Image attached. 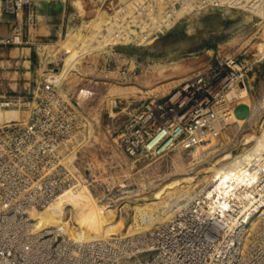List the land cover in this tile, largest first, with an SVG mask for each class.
Listing matches in <instances>:
<instances>
[{"label": "rangeland", "instance_id": "obj_1", "mask_svg": "<svg viewBox=\"0 0 264 264\" xmlns=\"http://www.w3.org/2000/svg\"><path fill=\"white\" fill-rule=\"evenodd\" d=\"M82 1L83 8L76 0H27L23 13L12 16L13 28L23 38L17 36L9 43H1L0 38V124L36 121L40 173L58 172L65 183L64 190L45 196L44 206L35 209L43 215L59 213V222L43 227V216L34 217L40 228L55 230L64 225L68 234L78 233L76 212L87 208L90 215H105L108 205L122 201V190L127 189L131 205L108 214L98 236L118 230L129 233L131 217L125 227H111L132 213V206L159 199L158 194H165L162 186L175 179L198 183L246 146V133L258 130L254 115L264 97V31L254 16L246 18L249 12L218 6L215 0L205 4L203 0H142V8L123 15L125 11L106 8L99 0ZM97 6L102 7L100 13ZM94 13L101 23L111 16L118 18L115 30L129 28V38L116 42L115 34L110 36L103 28L90 40L99 28L92 23L80 44L69 47L82 21ZM165 18L173 19L169 28L167 21L154 26V21ZM146 23L148 27H143ZM103 34L108 43L100 47ZM25 46L33 51L21 52ZM232 55H239L250 67L248 93L230 107L220 106V119L209 126L211 131L202 142L181 150L179 139L162 148L167 137L152 129L148 105L168 96L213 60ZM65 64L67 71L60 82L55 81ZM230 115L234 116L227 119ZM137 191L141 194L134 195ZM176 209L164 220L178 213ZM95 226L99 229V224Z\"/></svg>", "mask_w": 264, "mask_h": 264}, {"label": "built area", "instance_id": "obj_2", "mask_svg": "<svg viewBox=\"0 0 264 264\" xmlns=\"http://www.w3.org/2000/svg\"><path fill=\"white\" fill-rule=\"evenodd\" d=\"M99 1L125 11L122 15L143 5L142 0ZM215 1L249 12L264 31V0ZM26 4L0 0V23H12V16L19 17ZM15 40L6 36L1 43ZM250 77V67L239 55L218 58L148 105L152 129L167 137L162 148L180 140L187 146L202 142L204 129L219 121L220 106L230 107L248 93ZM38 131L34 120L0 124V264H264V189L232 201L225 209L232 216L225 221L205 218L204 209L202 219L196 218L194 208L184 207L170 222L127 236L83 239L54 229L36 230L32 211L44 206L45 196L65 189L58 172L40 173ZM216 207L222 210L218 202ZM252 218L257 223L250 229Z\"/></svg>", "mask_w": 264, "mask_h": 264}, {"label": "bare ground", "instance_id": "obj_3", "mask_svg": "<svg viewBox=\"0 0 264 264\" xmlns=\"http://www.w3.org/2000/svg\"><path fill=\"white\" fill-rule=\"evenodd\" d=\"M76 1L80 5V7L83 8V4H84L83 1L82 0H76ZM204 1L205 0H203V2ZM207 3H209L208 0H207ZM197 4L198 6H200L203 3L200 2V5L199 3ZM216 4H218V6H221V7L227 6V4L224 3V1H217ZM101 9H102L101 6H97L96 8L97 13H100ZM97 13H94L96 14L95 16L90 15L88 16L87 19L85 18L82 21L81 25L77 28V33H75V35L72 37L70 41V46L67 45V47L68 46L71 48L77 47L80 44V42L83 40V38L86 36L88 31L91 29L90 28L88 30V27L92 23L95 25L99 24V28L94 34H90L91 36L90 40H92L97 34H99L103 28L107 29V32L110 33V36H111V33L112 35L115 34L112 40L115 39L116 42L118 41L117 39H120V38H122L120 40H123V38H129V34H130L129 28H125L126 29L125 31H123V29L119 30V32L117 31L118 29L115 30L116 28L115 26L120 21L118 18L116 17L112 18L111 16L101 23L97 21L98 20ZM246 18L251 19V14H246ZM164 21H167L166 23L167 26L165 27L169 28V26L173 24V19L165 18L159 22L158 20L154 21V24H155L154 26L159 27V25H161L162 22ZM123 26L125 27V25ZM142 26L148 27V23ZM106 39L107 38L105 37V34H103V36H100L98 45L100 47L104 46L107 42ZM46 58H49V57L46 56ZM66 71L67 69H66V64H65L64 70L59 71L53 77L55 81L60 82L61 76ZM83 92L87 93L88 91L86 89H82V93ZM233 116L234 115H230L227 117V119H230ZM254 116H255V121L257 122L259 128L255 132H249L245 134L246 140L243 144H246V146H243L242 150L239 153H237L234 157L228 159L225 162L224 161L221 162L223 158H220L221 161L220 160L219 161L221 162V164L217 168L209 171L207 174L200 177L198 180V183L195 182L196 184L195 183L182 184L181 180L175 179L171 181V183L168 184L167 186L165 187L162 186L163 190L162 189L161 190H162V193H165L164 195L158 194L157 197L159 199L157 200H154V199L152 201L145 200V202L143 203L135 204L134 206H132L134 210L132 213H129L127 216H121V220L111 227L114 230L123 228L125 227V222H127L128 218L131 217V224L128 227L129 233L128 231L127 233H123V232H119L118 230V231L106 233L102 236H98V233L101 232L100 225L103 224L108 214H111L115 211H119L120 209H123L125 206L129 207L131 205L130 195H127L129 190L127 189L122 190L123 196L120 198V200L123 199L122 201L120 202L117 201V203L114 204L113 206L110 204L108 205V207H111V208L110 209L107 208L108 213L105 215H103L100 212L90 215L89 214L90 212L88 213L85 212L87 211V208L81 209V213L76 212V214H74L73 217H74V221L76 222L77 228L79 229L80 232L68 234L64 229L65 228L64 225L60 227H56L55 230L62 234L70 235L71 237H74V238H83V239L109 237L114 234L127 236L130 234H135L137 232L148 231L149 229H152L155 226L165 224L166 222H170L176 214H174V216L171 217V219L168 221L166 220L169 219L171 215H169L167 219L164 220L165 215L169 213L171 209L172 210L176 209V207H177L176 210L178 211V213L184 207L194 208L195 209L194 214L196 215V218H199V219L200 218L202 219V210L204 209V212H206L204 215L205 218L214 217L218 219L221 218L224 221L228 220L232 216V213L230 211H225V209L233 206L232 201H235L238 199H246V197H250V195L255 193L256 191L258 190L260 191L264 189V185L261 183V181H263L264 179V97L261 99L260 104H259V109ZM210 131L211 130L209 127L205 128L204 134H208ZM186 142H187L186 140H183L182 142L179 143V147L181 150H184L187 147ZM201 150L202 149L197 150V155L199 153L201 154L200 152ZM172 186H174V188H171ZM140 194L141 193L137 191L134 195H140ZM203 197L205 198V203L202 202ZM217 202H218V206L222 208L221 211H219L218 208L216 207ZM117 204H120V205L116 206ZM74 207L76 206L71 207L70 210H74ZM32 215L33 217H36V218L43 216L42 219H40V222L43 223L42 225L43 227H46V226H56L57 222H59L57 220L60 214L50 213L48 215H43V213L39 214L36 211L32 213ZM107 219L109 218L107 217ZM256 223H257L256 218L254 219L252 218L251 225H248V227L250 229L254 228L256 226ZM66 224H69L68 220L66 221ZM96 224H99V229L97 228L98 226L97 227L95 226ZM35 229L41 231L45 228H40L39 222L36 221Z\"/></svg>", "mask_w": 264, "mask_h": 264}, {"label": "crops", "instance_id": "obj_4", "mask_svg": "<svg viewBox=\"0 0 264 264\" xmlns=\"http://www.w3.org/2000/svg\"><path fill=\"white\" fill-rule=\"evenodd\" d=\"M6 36H13V37H15L16 39H17V36L18 37H22L23 38V36H20L19 35V33L16 31V28H13V23H0V38H4V37H6ZM21 38V39H22ZM3 40V39H2ZM3 47H5V46H3ZM30 49V51L32 50L33 51V48L30 46H25V47H20V51L22 52V50L23 49ZM19 54V53H18ZM21 58H23L22 57V55L20 56ZM8 61V60H7ZM22 61H24L23 59H22Z\"/></svg>", "mask_w": 264, "mask_h": 264}]
</instances>
